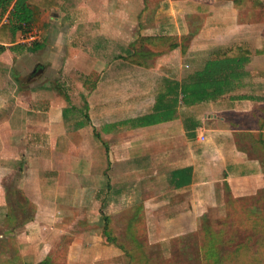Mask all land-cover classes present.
<instances>
[{"label":"crops","instance_id":"1","mask_svg":"<svg viewBox=\"0 0 264 264\" xmlns=\"http://www.w3.org/2000/svg\"><path fill=\"white\" fill-rule=\"evenodd\" d=\"M15 2L11 0L5 9H0V46L3 47L0 53V220L2 226L8 225L7 194L14 191L5 183L19 173L23 180L20 191L33 211L10 240L17 252L13 259L17 258L19 264H55L57 258L61 259L59 264L92 263L103 241L108 244L104 237L103 208L110 202H123L124 195L136 194L138 201L131 208L146 212L153 221L158 216L162 225L168 226L171 220L166 218L167 212L175 208L197 211L196 220H202L204 214L198 211L225 203L224 188L236 200L252 198L264 191L261 164L238 148L230 132L235 129L232 127L235 123L221 116L228 113L259 116L260 106L264 105V96L260 97L264 89L254 92L246 88L252 83V60L261 55L257 54L252 40H248L252 35L245 31L246 25L236 20V7L231 0H180L178 7L177 0H158L159 7L151 13L155 20L171 18L175 8L183 13V18L187 13L200 14L201 28L190 46L183 45V67L190 68L186 74L200 70L217 51L238 43H246L251 48V59L233 91L191 107L202 112L195 118L198 126L192 137L179 119L147 127L122 124L152 113L155 100L147 107L149 110L139 113L138 106L132 109L134 114L124 119V108L107 105L95 108L88 103L83 108L57 101L51 95L53 91L43 87L40 79L18 83L23 77L21 66L27 63H33L34 71L59 65L64 74L73 69L77 71L82 65L91 74L93 67L106 64L108 43H118L115 48L125 49L124 34L131 35L129 46L143 38H157L154 43L163 44L160 38L173 35L157 33L158 26L151 30L136 23L134 18L126 25L128 17H123L124 12L144 10L147 0H60L48 10L31 6L29 28L11 33L7 25ZM32 29L37 39L29 43L26 36ZM188 34V27L183 23V36ZM32 43L36 44L34 49ZM176 48L172 46L168 50ZM159 56L151 55L155 59L152 64L146 63V57L142 65L131 63V66L140 72L153 73L155 76L147 75L149 78L145 80L154 81L165 76L157 66ZM169 62L167 58L162 63L167 67ZM238 97L245 99L238 100ZM88 122L90 126L101 127L102 134L96 137L101 148L96 147ZM209 130L212 132L201 142L200 136ZM161 148L163 152L159 151ZM172 148L181 150L176 153ZM183 168L191 169V183L176 188L170 174ZM164 169L169 173L167 176L161 172ZM204 187L211 191L206 202L197 194ZM92 215L99 224V232H95L94 218L89 219ZM188 216L187 221L178 218L177 225L197 226L194 216ZM167 241L163 237L158 242ZM90 251L94 253L91 259Z\"/></svg>","mask_w":264,"mask_h":264},{"label":"rangeland","instance_id":"2","mask_svg":"<svg viewBox=\"0 0 264 264\" xmlns=\"http://www.w3.org/2000/svg\"><path fill=\"white\" fill-rule=\"evenodd\" d=\"M151 1L147 0L144 10L134 9V13L124 12L123 17H128L125 19L128 23L126 25H130L131 19L134 18L132 20H135L136 23L139 22L144 27H150L151 30L158 26L157 33L164 32L173 35L168 38V42L163 44L159 42H152L154 44L135 42L129 46L132 43L131 35L126 36L124 34L123 47L125 46V49L115 48L118 43H108L106 64L93 67L91 74L85 72L82 65L78 67L77 71L73 69L68 74H64V69L59 65L53 68L47 65L34 71L35 66L31 65L33 63H27L21 66L24 67L23 77L18 83L22 85V83L26 82L27 84L35 78L40 79L43 87H49V91H53L51 95H55L57 101H66L68 105L83 108L87 103L95 108L106 105L109 108H124V119L134 114V110L138 109V106L141 109L139 113L149 110L147 107L153 104V100L156 102L158 93L165 91L161 78L180 80L183 74L190 70V68L183 67V45L190 46L195 34L202 26L199 19L200 14L187 13L184 14V19L183 13L178 12V8H175L171 18L155 20L151 17V13L154 8L159 7L160 2L158 0ZM179 1L176 2L177 7L180 4ZM232 2L236 7V20L246 25L245 31L252 35L248 40H252L257 54L261 55V57L257 56V60H252V83L246 86V88H251L256 92L264 89V0H231ZM207 12L204 13H210ZM138 14H140L139 19L137 18ZM109 21H111L110 18ZM183 23L189 30L187 36H183ZM32 30L36 32L34 29ZM253 30H256L257 35ZM206 38L211 37L207 36ZM174 45H177L178 48L169 51L168 49ZM138 51L144 57L148 55L146 59L148 65L155 61L151 55H161L157 57V66L161 72L165 73V76L154 81L145 80L147 75L150 77L155 75L148 73V70L147 72H140L138 71L139 68L131 66L134 58L129 56L138 53ZM167 58L170 62L165 67L162 62L166 61ZM19 71H21L20 68ZM263 96L264 93L260 97ZM45 103H48L47 99H45ZM255 107L259 110L258 106L255 105ZM178 110L180 121L186 117L195 120L200 113L202 114L201 110L199 113L194 108H186L181 105H179ZM259 111V116L253 117L231 115L230 113L221 116L235 123L232 126L235 129L230 132L236 140L238 148L247 153L249 157L256 158L261 164V171L264 172V105L260 106ZM82 117L84 118V116ZM86 125L89 127V122ZM90 127L96 147L101 148L99 145L101 142L96 138L102 134L101 127L94 126V124ZM123 129L128 130L127 127ZM171 130L175 131V128ZM211 132V130L207 131L203 138H207ZM173 134H177V132ZM109 141L110 139H108ZM201 142L199 144H203ZM180 150L181 148L173 149L176 153ZM159 151L163 152L164 150L161 148ZM165 151L169 152L170 150ZM185 154L186 151L183 149V156ZM161 172H164L165 176L169 174L167 171L165 172V169ZM215 179L217 178L215 177ZM22 181V176L17 173L5 183L14 192L7 194L9 211L6 214L10 216V220L6 222L8 225L2 226V219L0 220V264H19L17 258L13 259V257H17V252L10 240L13 235L20 231L23 222L33 215L29 206L30 203L20 191ZM204 189L197 194L206 202L211 191L208 187H204ZM224 192L225 196L222 197L225 200L224 204L218 203L217 207L213 206L212 209L210 207L209 210L198 211V214H204L202 220H196L197 211L186 212V210L175 208L167 212L166 218L171 220L169 225L173 224L172 226L168 225L169 227L162 225L163 222L159 220L158 216L153 221L146 212L133 210L132 204L136 206L138 201L135 197L136 194L134 196L131 194L124 195L123 202L119 204H111L110 202L103 208L102 218L105 225H108V235L115 240V243L114 245H110V243L105 245L103 241L95 258H92L94 253L90 251L88 254L90 259L92 258L90 264H264V191L258 193L259 195H252V198L246 196L244 200L233 199L225 188ZM188 215L194 216L197 226H178L176 221L181 218L187 221L190 218ZM93 218L94 224H96L95 232H99L101 229L95 215L89 217L91 220ZM4 233L5 235L2 237ZM163 237L168 241L159 244L158 241ZM14 247L16 246L14 245ZM236 254L241 260L236 259ZM59 260L61 259L57 258L54 261L55 264H59Z\"/></svg>","mask_w":264,"mask_h":264},{"label":"trees","instance_id":"3","mask_svg":"<svg viewBox=\"0 0 264 264\" xmlns=\"http://www.w3.org/2000/svg\"><path fill=\"white\" fill-rule=\"evenodd\" d=\"M11 0H0V9H5ZM60 0H16L9 16L7 27L14 33L16 30L29 28L31 22V9L41 8L48 10L58 5ZM4 28V26H1ZM1 29V28H0ZM157 38H143L138 42L152 43ZM164 43L168 42V38H160ZM36 44L32 43V48ZM174 45L173 47H176ZM140 47V46H139ZM3 47L0 46V53ZM130 55V54H129ZM252 56L251 48L246 43H238L224 50H220L212 54L204 63V66L197 71L183 74L180 80L172 78H164L162 80L165 91L159 92L154 110L152 113L139 116L122 122L123 125L147 127L164 123L174 119H178L179 105L191 108L197 104L214 101L231 91L238 85L240 78L244 75V67L249 63ZM130 58H134L132 63L142 65L143 54L138 51ZM148 57V55L146 56ZM144 57V58H146ZM243 100L245 98H237ZM183 127L187 131L188 136L192 137L198 123L194 119L186 117L182 120ZM171 181L176 188L186 187L191 183V169L183 168L172 171L170 174ZM104 233L107 243L114 245L115 240L108 235V225H105ZM237 260L238 254H236ZM44 264V263H39ZM47 264V263H46Z\"/></svg>","mask_w":264,"mask_h":264},{"label":"built area","instance_id":"4","mask_svg":"<svg viewBox=\"0 0 264 264\" xmlns=\"http://www.w3.org/2000/svg\"><path fill=\"white\" fill-rule=\"evenodd\" d=\"M36 39H37L36 32L29 31L26 36V41L30 43V42H34ZM203 139H204L203 136H200V140L203 141Z\"/></svg>","mask_w":264,"mask_h":264}]
</instances>
